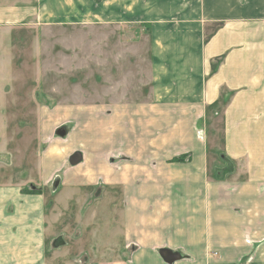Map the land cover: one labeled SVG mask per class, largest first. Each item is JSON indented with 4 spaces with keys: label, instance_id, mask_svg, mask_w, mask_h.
I'll return each mask as SVG.
<instances>
[{
    "label": "crops",
    "instance_id": "1",
    "mask_svg": "<svg viewBox=\"0 0 264 264\" xmlns=\"http://www.w3.org/2000/svg\"><path fill=\"white\" fill-rule=\"evenodd\" d=\"M17 23L105 26L127 33L126 47L138 45V30L150 43V99L72 110L76 129L60 124L67 145L61 137L45 148L44 185L73 152L82 161L53 185L50 208L43 190L0 187V264H147L145 254L163 248L207 256L203 114L214 103L221 173L211 218L231 229L233 249L255 245L249 264H264V0H0V24ZM90 194L95 212L71 231L77 214L67 213ZM107 194L119 196L117 218ZM97 220L106 224L100 234Z\"/></svg>",
    "mask_w": 264,
    "mask_h": 264
},
{
    "label": "rangeland",
    "instance_id": "2",
    "mask_svg": "<svg viewBox=\"0 0 264 264\" xmlns=\"http://www.w3.org/2000/svg\"><path fill=\"white\" fill-rule=\"evenodd\" d=\"M136 29L132 30L135 32ZM141 32L149 34L147 30ZM126 34H113L105 26L0 24V187H19L21 192L43 190L50 201L47 205L50 208L57 191L53 185L60 186V179L71 165L67 158L62 160L63 166L60 168L63 170L55 175L51 172L52 166L58 163L55 160L48 170L53 175L44 185L42 159L45 148L53 140L61 138L57 134L62 128L60 124L67 122L75 128L76 117L73 120L72 110H80L85 104L109 100L150 99L149 39L147 36H137V30L134 37L138 45L126 47L127 44L120 43L121 36ZM117 51L122 52L124 57H114ZM74 104L77 106L73 108ZM86 108L91 109L92 106ZM203 118L210 181L207 256L204 252L201 256L196 252L180 251V258L169 263L159 251H154L145 254L147 264H204V260L207 264H249L256 254L253 249L255 245L245 251L233 249L235 236L228 233L231 229L211 218L216 211L215 184L221 173L216 167L220 162V142L216 132L215 103L205 107ZM64 137L60 143L63 147L70 136ZM72 152L71 149L65 156ZM105 154H101L100 159ZM104 161L107 163L106 156ZM92 195L86 197L87 202L82 209L75 204L67 213L68 216L77 214V219L69 220L71 231L76 229L79 233L82 224L91 219L96 210L89 205ZM105 197L108 199L112 196L107 194ZM114 197L117 218L119 196ZM95 222L97 225L94 227L100 234L106 224L99 220ZM111 235L118 239V232H111ZM135 251L136 246L132 244L129 257Z\"/></svg>",
    "mask_w": 264,
    "mask_h": 264
},
{
    "label": "water",
    "instance_id": "3",
    "mask_svg": "<svg viewBox=\"0 0 264 264\" xmlns=\"http://www.w3.org/2000/svg\"><path fill=\"white\" fill-rule=\"evenodd\" d=\"M57 134L60 137H64L66 135V131H65L64 127L60 128L57 131ZM81 161H82V153L80 151L73 152L68 158V162L71 166L77 165ZM159 252L163 256V258L169 263L178 260L180 258V255H181L178 251H172V250L167 249V248L160 249Z\"/></svg>",
    "mask_w": 264,
    "mask_h": 264
},
{
    "label": "trees",
    "instance_id": "4",
    "mask_svg": "<svg viewBox=\"0 0 264 264\" xmlns=\"http://www.w3.org/2000/svg\"><path fill=\"white\" fill-rule=\"evenodd\" d=\"M22 192L27 193V194H40L41 193L40 189H28L25 191L22 190Z\"/></svg>",
    "mask_w": 264,
    "mask_h": 264
}]
</instances>
